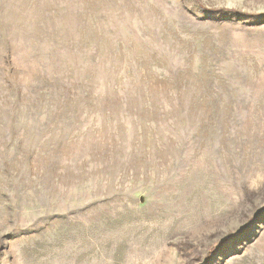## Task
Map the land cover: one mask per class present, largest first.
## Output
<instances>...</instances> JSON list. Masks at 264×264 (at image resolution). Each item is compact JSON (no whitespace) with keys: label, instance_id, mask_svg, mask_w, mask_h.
Segmentation results:
<instances>
[{"label":"rangeland","instance_id":"374dc122","mask_svg":"<svg viewBox=\"0 0 264 264\" xmlns=\"http://www.w3.org/2000/svg\"><path fill=\"white\" fill-rule=\"evenodd\" d=\"M0 264H264V0H0Z\"/></svg>","mask_w":264,"mask_h":264}]
</instances>
